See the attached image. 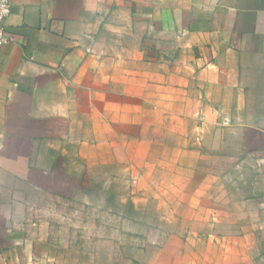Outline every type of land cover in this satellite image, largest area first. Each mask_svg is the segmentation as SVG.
Segmentation results:
<instances>
[{"label": "crops", "instance_id": "0c3cea01", "mask_svg": "<svg viewBox=\"0 0 264 264\" xmlns=\"http://www.w3.org/2000/svg\"><path fill=\"white\" fill-rule=\"evenodd\" d=\"M7 30L0 264H100L58 208L142 152L251 158L264 189V0H16Z\"/></svg>", "mask_w": 264, "mask_h": 264}, {"label": "rangeland", "instance_id": "374dc122", "mask_svg": "<svg viewBox=\"0 0 264 264\" xmlns=\"http://www.w3.org/2000/svg\"><path fill=\"white\" fill-rule=\"evenodd\" d=\"M165 150L116 163L114 173H94L82 202L58 208L76 212L81 241L98 246L100 264H264V198L258 191L264 189L247 182L250 169L236 168L251 158ZM254 174L264 182L261 172ZM106 179L111 186L102 184Z\"/></svg>", "mask_w": 264, "mask_h": 264}, {"label": "built area", "instance_id": "2783aa9c", "mask_svg": "<svg viewBox=\"0 0 264 264\" xmlns=\"http://www.w3.org/2000/svg\"><path fill=\"white\" fill-rule=\"evenodd\" d=\"M16 0H0V48L11 44L13 36L7 30V21L9 20L13 5Z\"/></svg>", "mask_w": 264, "mask_h": 264}]
</instances>
